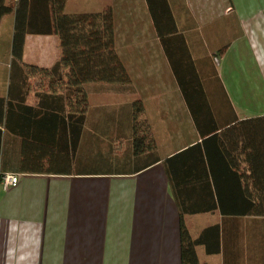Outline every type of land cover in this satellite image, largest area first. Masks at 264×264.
I'll return each mask as SVG.
<instances>
[{
  "label": "crops",
  "instance_id": "crops-1",
  "mask_svg": "<svg viewBox=\"0 0 264 264\" xmlns=\"http://www.w3.org/2000/svg\"><path fill=\"white\" fill-rule=\"evenodd\" d=\"M167 2L176 32L164 42L148 0H67L70 14L112 9L115 49L130 81L84 84L80 146L71 170L61 173L22 170L68 165L61 162L66 148L60 156L69 127L61 104L39 108L40 88L30 90L27 104L39 112L21 117L30 138L6 133L2 144L0 264H182L168 157L195 145L201 153L181 156L183 199L195 207L216 202V209L185 214L183 222L193 238L219 226L197 245L199 260L264 264V215L221 211L253 207L263 186L264 121L252 118L264 116V0ZM162 26L171 31L172 23ZM60 56L57 35L27 34L24 63L49 68ZM189 59L203 88L192 98L199 122L172 64ZM10 67L0 97L12 90ZM136 102L143 105L137 120L156 140L152 153L134 151ZM78 163L85 166L76 171ZM2 172L18 174V184L4 188Z\"/></svg>",
  "mask_w": 264,
  "mask_h": 264
},
{
  "label": "trees",
  "instance_id": "trees-1",
  "mask_svg": "<svg viewBox=\"0 0 264 264\" xmlns=\"http://www.w3.org/2000/svg\"><path fill=\"white\" fill-rule=\"evenodd\" d=\"M67 0H0V24L6 16L14 15L15 24L11 45V88L8 97H0V158L2 144L6 133H12L24 138H30L28 129L21 125V117L36 118L39 114L37 107L27 104V97L32 88L38 107H48L50 102L61 104L63 118L67 116V144H60L62 154L66 148L67 160L62 163L70 166L78 152L88 110V93L84 86L88 82H119L130 81V74L115 49V25L111 8L101 12L66 13ZM150 8L158 24V31L163 41L167 34L175 31L174 18L167 0H148ZM172 23L171 31L163 29L164 21ZM27 34H55L60 40L61 56L52 67L44 68L23 62L24 46ZM170 36V35H168ZM174 71L192 107L194 117L199 122L202 112L193 108V93L203 91L202 83L195 71L191 59L182 63L172 61ZM48 87L50 90H44ZM62 89V92H58ZM14 90V91H13ZM14 92V94H13ZM192 92V93H191ZM52 99V100H50ZM50 101V102H49ZM31 111L33 114H28ZM143 112V105L135 103L134 111V151L136 154L152 153L156 148V140L149 125L139 123L138 116ZM252 120L264 121L263 117ZM64 134H62V140ZM50 144V143H48ZM199 145L168 157V174L173 184L181 213V260L182 264L202 263L196 247L205 242L207 231H218L219 226L205 229L198 238H193L183 222L185 214H195L216 209L213 206H191L183 199L185 177L181 174V156L192 151L201 153ZM60 148V149H61ZM40 150H45L43 147ZM264 156V148L262 150ZM44 154V152L42 153ZM1 163V159H0ZM264 164V163H263ZM46 167L41 164L38 168H25L34 172H66L70 167ZM264 166V165H263ZM6 172H2L4 174ZM211 197L213 192L211 191ZM257 198L259 202L246 209H227L222 207L225 214L242 212L264 215V180ZM215 201V200H214ZM234 214V213H233ZM208 252L218 250L217 247L207 248Z\"/></svg>",
  "mask_w": 264,
  "mask_h": 264
},
{
  "label": "rangeland",
  "instance_id": "rangeland-1",
  "mask_svg": "<svg viewBox=\"0 0 264 264\" xmlns=\"http://www.w3.org/2000/svg\"><path fill=\"white\" fill-rule=\"evenodd\" d=\"M12 16H7L0 26V80H3L9 72V64L11 57V48L9 44L10 38V21ZM83 163H78L76 171L83 169Z\"/></svg>",
  "mask_w": 264,
  "mask_h": 264
},
{
  "label": "built area",
  "instance_id": "built-area-1",
  "mask_svg": "<svg viewBox=\"0 0 264 264\" xmlns=\"http://www.w3.org/2000/svg\"><path fill=\"white\" fill-rule=\"evenodd\" d=\"M20 180V176L15 173L6 172L1 175V182L4 188L16 186Z\"/></svg>",
  "mask_w": 264,
  "mask_h": 264
}]
</instances>
